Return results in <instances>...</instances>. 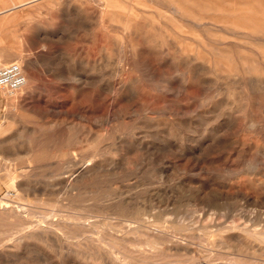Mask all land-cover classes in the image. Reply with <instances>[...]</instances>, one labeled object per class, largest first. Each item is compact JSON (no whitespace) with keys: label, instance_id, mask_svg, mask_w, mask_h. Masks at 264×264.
<instances>
[{"label":"rangeland","instance_id":"obj_1","mask_svg":"<svg viewBox=\"0 0 264 264\" xmlns=\"http://www.w3.org/2000/svg\"><path fill=\"white\" fill-rule=\"evenodd\" d=\"M95 1L0 0V264H264V0Z\"/></svg>","mask_w":264,"mask_h":264},{"label":"bare ground","instance_id":"obj_2","mask_svg":"<svg viewBox=\"0 0 264 264\" xmlns=\"http://www.w3.org/2000/svg\"><path fill=\"white\" fill-rule=\"evenodd\" d=\"M93 1H95V0H93ZM162 1V0H161ZM174 1V0H173ZM178 1V0H177ZM193 0H191V2H192ZM213 2H215V0H212ZM219 0H217L216 1V3L218 2ZM224 1H226V0H224ZM230 1V0H229ZM92 2V1H91ZM96 2V1H95ZM101 2V1H100ZM190 2V1H189ZM222 2H223V0H222ZM232 2V1H231ZM234 2V1H233ZM236 2V1H235ZM245 2V1H244ZM11 3V2H10ZM12 3H15L14 1H12ZM205 3H206V1L203 3L204 5H205ZM219 3H221V0H220V2ZM257 3V2H256ZM96 4H97V2H96ZM101 5V3H98L97 5ZM154 4H157L156 2H154ZM164 5H165V3H163ZM194 4V3H193ZM218 4V3H217ZM230 4V3H229ZM233 4L234 3H232V6H233ZM236 4H238V3H236ZM11 5V4H10ZM14 5V4H13ZM99 5V6H100ZM105 5H107V4H105ZM235 5V4H234ZM238 5H240V4H238ZM249 5H251V4H249ZM177 6V5H176ZM196 6V5H195ZM201 6V5H200ZM221 6H222V3H221ZM224 6V5H223ZM227 6V5H226ZM258 6V5H257ZM85 7V6H84ZM83 7V8H84ZM207 7H208V5H207ZM261 7V6H260ZM82 8V9H83ZM99 8V7H98ZM109 8V7H108ZM160 8V7H159ZM164 8V7H163ZM202 8V7H201ZM209 8V7H208ZM231 8L232 7H229V8H225V9H223V7H222V9L225 11V10H227V12H228V9H230L231 10ZM235 8V10H236V7H234ZM234 8H232V9H234ZM239 8V7H238ZM249 8V7H248ZM254 8V7H253ZM173 9V8H172ZM175 9V8H174ZM173 9V10H174ZM244 9H247V8H244ZM261 10H262V8H260ZM84 10V9H83ZM87 10V9H86ZM86 10H85V12H86ZM98 10V9H97ZM100 10V9H99ZM103 10V9H102ZM101 10V11H102ZM167 10V9H166ZM203 10V9H202ZM210 10H212V9H210ZM221 10V9H220ZM222 10V11H223ZM260 10V11H261ZM171 11V10H170ZM214 11V10H213ZM213 11H211V12H213ZM232 11V10H231ZM237 11V10H236ZM263 11H264V8H263ZM148 12V11H147ZM146 12V13H147ZM214 12H218V10L217 11H214ZM220 12V11H219ZM234 12V11H233ZM253 12V11H252ZM87 13V12H86ZM207 13V12H206ZM220 13H224V12H220ZM234 13H236V12H234ZM240 13V12H239ZM256 13V12H255ZM260 13V12H259ZM154 14V13H153ZM173 14H175V13H173ZM215 14V13H214ZM228 14H230V13H228ZM243 14V13H242ZM96 15V14H95ZM172 15V14H171ZM210 15H212V14H210ZM209 15V18L211 17ZM218 15V14H217ZM251 15V14H250ZM261 15V14H260ZM204 16V15H203ZM216 16V15H215ZM214 15L212 16V17H215ZM221 16H223V15H221ZM247 16V15H246ZM254 16V15H253ZM205 17V16H204ZM207 17H208V15H207ZM219 17V16H218ZM217 17V18H218ZM231 17V16H230ZM260 17H262V16H260ZM264 17V16H263ZM216 18V17H215ZM110 19V18H109ZM159 19V18H158ZM157 19V20H158ZM259 19V18H258ZM105 20V19H104ZM215 19L213 18V21H214ZM218 20H219V18H218ZM102 21V20H101ZM190 21V20H189ZM194 21H195V19H194ZM204 21V20H203ZM202 21V22H203ZM212 21V22H213ZM247 21V20H246ZM99 22H100V20H99ZM116 22V21H115ZM162 22V21H161ZM160 22V23H161ZM196 22V21H195ZM194 22V23H195ZM217 22V21H216ZM220 22V21H219ZM234 22V21H233ZM257 22V21H256ZM259 22V21H258ZM194 23H193V25H194ZM204 23V22H203ZM206 23V22H205ZM210 23V22H209ZM105 24V23H104ZM200 24H202V23H200ZM216 24V23H215ZM244 24V23H243ZM252 24H255L254 23V20H253V23ZM109 25V24H108ZM139 25H141V24H139ZM160 25V24H159ZM197 27H198V25H197V23L195 24ZM195 25H194V27H195ZM218 25V24H217ZM220 25V24H219ZM224 25V24H223ZM233 25V24H232ZM155 26H157V25H155ZM221 26V25H220ZM250 26H251V23H250ZM243 27V26H242ZM245 27H247V26H245ZM211 28V27H210ZM220 28V27H219ZM253 28V27H252ZM261 28V27H260ZM206 29V28H205ZM216 29V28H215ZM239 29V28H238ZM243 29H245L244 27H243ZM261 29H264L263 28V26H262V28ZM125 30V29H124ZM222 30H224V29H222ZM257 30V29H256ZM126 31V30H125ZM137 31V30H136ZM260 31V30H259ZM262 32H263V30H261ZM141 32H143V30L141 31ZM227 32V31H226ZM235 32V31H234ZM234 32H233V34H234ZM241 32H243L244 33V31H241ZM175 33H177V32H175ZM228 33H230V32H228ZM246 33H247V29H246ZM261 33V32H260ZM178 34V33H177ZM218 34H219V32H218ZM224 34V33H223ZM259 34V33H258ZM225 35V34H224ZM260 35V34H259ZM263 35V34H262ZM183 36V35H182ZM221 36V35H220ZM167 37V36H166ZM169 38V40H170V37H168ZM261 38H263V37H261ZM206 39H208L207 37H206ZM264 39V38H263ZM242 40V39H241ZM251 40V39H250ZM157 41H159V40H157ZM163 42H166V41H164V40H162ZM173 42V40H170V42ZM234 41V40H233ZM243 41V40H242ZM168 42V41H167ZM205 42V41H204ZM230 42H232V41H230ZM200 43V42H199ZM158 44V43H157ZM170 45H171V43H170ZM169 44H168V48H170L169 46H170ZM188 45H190V44H188ZM158 46V45H157ZM172 46V45H171ZM173 46L174 47H178L179 48V46L180 45H178V46H176V45H174L173 44ZM184 46H186V45H184ZM191 46V45H190ZM202 46V45H201ZM149 47V46H148ZM174 47H172V49L174 48ZM142 48V47H141ZM140 48V49H141ZM161 48V47H160ZM184 48V47H183ZM129 49H130V46H129ZM148 49H150V47L148 48ZM167 49V48H166ZM175 49V48H174ZM188 49V48H187ZM176 50H179V49H177L176 48ZM184 50H185V48H184ZM192 50V49H191ZM198 50V49H197ZM252 50V49H251ZM142 51V50H141ZM171 51V50H170ZM208 51V50H207ZM129 52V51H128ZM131 52V51H130ZM145 52H147V51H145ZM164 53H165V51H163ZM187 52H189V56H191L192 54H194V53H192V51H187ZM210 52V51H209ZM255 52V51H254ZM167 53V52H166ZM173 53V52H172ZM171 52H170V54H172ZM180 53H181V51H180ZM190 53H192V54H190ZM220 53V52H219ZM131 54V53H130ZM161 54V53H160ZM169 54V55H170ZM196 54H199V53H196ZM167 55H168V53H167ZM177 55V54H176ZM224 55V54H223ZM171 56V55H170ZM183 56H185V51H184V55ZM193 56V55H192ZM200 57L199 58H201L202 57V55H199ZM180 57H181V55H180ZM185 57H187V56H185ZM194 57V56H193ZM193 57H191V58H193ZM164 58V57H163ZM166 58H167V56H166ZM189 58V57H188ZM197 58V57H196ZM203 58V57H202ZM172 59V58H171ZM173 59H176V58H173ZM178 59V58H177ZM181 59V58H180ZM194 59V58H193ZM198 59V58H197ZM190 60V59H189ZM209 60V59H208ZM169 61H171V60H169ZM182 61V60H181ZM191 61V60H190ZM194 61H196V60H194ZM172 62V61H171ZM191 63V62H190ZM19 64V63H18ZM20 65V64H19ZM203 65V64H202ZM21 66V65H20ZM171 66H173V65H171ZM174 68V67H173ZM21 69H22V74H23V76H24V78H25V80H24V82H23V84L20 86V87H18V88H16V89H11V90H19L24 84H26L27 83V79H26V77H25V75H24V73H23V68H22V66H21ZM170 69V68H169ZM229 69V68H228ZM189 73V72H188ZM187 73V74H188ZM236 73V72H235ZM191 74V73H190ZM245 74V73H244ZM247 74V73H246ZM245 74V75H246ZM190 76V75H189ZM201 76V75H200ZM138 79V78H137ZM242 80V79H241ZM103 81V80H102ZM199 83V82H198ZM204 86V85H203ZM25 87V86H24ZM114 87V86H113ZM111 88V87H110ZM116 88H118V87H116ZM1 89V88H0ZM7 89H9V88H7ZM114 90H115V88H114ZM113 90V91H114ZM111 91V90H110ZM112 93V92H111ZM116 93V92H115ZM118 93V92H117ZM0 129H1V127H0ZM83 167V166H82ZM84 167H86V166H84ZM5 176V175H4ZM6 176H7V178H8V184L9 185H7L8 186V188H14L15 186H14V184L16 183V178H14L13 176H12V174H11V171L9 172V170L8 171H6ZM23 180V179H22ZM74 180V179H73ZM66 181L65 182V188L67 189V190H72V189H74V187H75V184L74 183H72V182H74V181ZM21 181V180H20ZM23 182V181H22ZM7 188V187H6ZM7 188V189H8ZM9 193V192H8ZM7 193V194H8ZM20 195V194H19ZM18 212H19V210H18V206H13V205H11V204H9V202H3L2 200H1V202H0V219L1 218H10V219H13L15 216L14 215H16V214H18ZM12 216H14L13 218H12ZM24 217H26L25 215H24ZM18 218V217H17ZM58 218V217H57ZM56 218V219H57ZM10 219H8V220H10ZM27 219V218H26ZM50 219V218H49ZM7 220V219H6ZM58 221H59V219H57ZM57 220H55L56 221V224H49L50 226H48V225H46V226H43L42 224L40 225V224H37V225H31V226H29V229H26V228H28V225H27V221H23V225L20 223V224H18V225H20L21 226V228L19 227V229L18 230H14L13 228V230L15 231H13V233H16V234H18V236H17V241L18 240H23L22 238H26L27 236H29V235H37V237H39V238H47L46 236L48 235V233H52V232H54L55 231V229H59V228H62V227H64V224L60 221L59 223H57ZM4 221V220H3ZM11 221V220H10ZM54 221V222H55ZM13 222H15L14 220H13ZM16 222L17 223H19L17 220H16ZM22 222V221H21ZM76 222V221H75ZM81 222V221H80ZM85 222V221H84ZM41 223V222H40ZM44 223V222H43ZM66 223V222H65ZM69 223V222H68ZM77 223V222H76ZM83 223V222H82ZM80 224V223H79ZM73 225H75V224H73ZM78 225V224H77ZM82 225V224H81ZM12 226V225H11ZM17 226V225H16ZM79 226V225H78ZM15 227V226H14ZM67 227H68V225H67ZM75 227H76V225H75ZM77 228V227H76ZM88 228H89V226H88ZM54 229V230H53ZM64 229V228H63ZM69 229H72V228H69ZM69 229H66V230H69ZM75 229V228H74ZM73 229V230H74ZM78 229V228H77ZM87 229V228H86ZM9 230V229H8ZM65 230V231H66ZM78 230H80V229H78ZM10 231L12 232V230H11V228H10ZM56 231H58V230H56ZM59 231H61V229L59 230ZM68 232V231H67ZM86 231H84V233H85ZM88 232V231H87ZM89 232H90V230H89ZM13 233H11V234H13ZM55 233H57V232H55ZM70 232H68L67 234L68 235H70L69 234ZM1 235H6V234H2V233H0ZM9 231H8V235L7 236H9ZM10 234V235H11ZM49 234V235H50ZM54 234V233H53ZM59 234V233H58ZM66 234V233H65ZM0 235V236H1ZM58 236V235H57ZM56 236V237H57ZM73 236V235H72ZM103 236V235H102ZM110 236V235H109ZM6 237V236H5ZM13 238H11L9 241H7V242H5L4 241V243H1L0 244V256H4V257H6V255H8L9 253H10V249L8 248L7 249V247L10 245H13V243L15 242V240H14V236H12ZM60 237V236H59ZM62 237H63V234H62ZM62 237H60V238H62ZM105 237V236H104ZM114 237V236H113ZM65 238V237H64ZM107 238V237H106ZM160 238V237H159ZM158 238V239H159ZM2 239H4V237L2 238ZM49 239H51V238H49ZM56 239H58V237L56 238ZM66 239H67V237H66ZM65 239V240H66ZM117 239H119V238H117ZM163 239H165V238H163ZM119 240H122V238H120ZM1 241V240H0ZM114 241V240H113ZM113 241L111 242V243H108L106 246L107 247H102V251L100 250V253L97 251V250H95L94 249V245H93V247L91 246V248H93L95 251H97V252H95L98 256H104L105 258L106 257H111V258H113L114 259V262L116 261L117 263H119V262H123V260L121 261L120 259H119V257H115L114 256V254H113ZM124 241H127V239L126 240H124ZM26 242V241H25ZM86 242V241H85ZM97 242V241H96ZM156 242V241H155ZM115 243V242H114ZM153 243V242H152ZM159 243V242H158ZM95 244H97V243H95ZM117 243H115V245H116ZM146 244H147V242H146ZM154 244V243H153ZM153 244L152 245H150L149 247L150 248H152L153 247ZM82 245V244H81ZM98 245V244H97ZM102 245V244H101ZM148 245V244H147ZM155 245H157V243L155 244ZM159 245V244H158ZM9 246V247H10ZM84 246H85V244H84ZM89 247H90V244L88 245ZM100 246V245H99ZM11 247H13V246H11ZM73 248V247H72ZM115 250H117V249H115ZM127 250V249H126ZM138 250V249H137ZM136 250V251H137ZM125 251V250H124ZM149 251V250H148ZM147 251V252H148ZM77 252V251H76ZM140 252V251H139ZM150 252V251H149ZM129 253V252H128ZM136 253H138V252H136ZM92 254V253H91ZM90 254V255H91ZM95 254V255H96ZM123 254V253H122ZM152 254V253H151ZM86 255V254H85ZM124 255H128V254H124ZM140 255H144V254H142V252H141V254ZM129 256V255H128ZM133 257V256H132ZM98 258H100V257H98ZM129 258H131V257H129ZM134 258V257H133ZM140 258V257H139ZM139 258H134V259H138L139 260ZM107 259V258H106ZM109 260V259H108ZM124 260H126V259H124ZM132 260V259H131ZM138 260H136V261H138ZM149 260V259H148ZM143 261H145V260H143ZM114 262H112V264L114 263ZM115 262V263H116ZM140 262H142V261H140ZM146 262V261H145ZM147 262H149V261H147ZM114 263V264H115ZM124 263V262H123ZM129 263V262H128ZM136 263V262H135ZM139 263V262H138ZM152 263V262H151ZM150 263V264H151ZM141 264V263H140Z\"/></svg>","mask_w":264,"mask_h":264},{"label":"built area","instance_id":"obj_3","mask_svg":"<svg viewBox=\"0 0 264 264\" xmlns=\"http://www.w3.org/2000/svg\"><path fill=\"white\" fill-rule=\"evenodd\" d=\"M25 78L21 66L14 60L2 62L0 60V88L16 89L20 87Z\"/></svg>","mask_w":264,"mask_h":264},{"label":"crops","instance_id":"obj_4","mask_svg":"<svg viewBox=\"0 0 264 264\" xmlns=\"http://www.w3.org/2000/svg\"><path fill=\"white\" fill-rule=\"evenodd\" d=\"M5 4H7V2H5ZM15 5V4H14ZM3 12V11H2Z\"/></svg>","mask_w":264,"mask_h":264}]
</instances>
